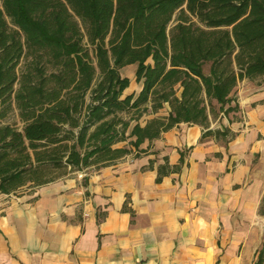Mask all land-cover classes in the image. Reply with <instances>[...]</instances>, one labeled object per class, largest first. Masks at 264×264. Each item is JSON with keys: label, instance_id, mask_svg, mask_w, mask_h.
Returning <instances> with one entry per match:
<instances>
[{"label": "trees", "instance_id": "obj_1", "mask_svg": "<svg viewBox=\"0 0 264 264\" xmlns=\"http://www.w3.org/2000/svg\"><path fill=\"white\" fill-rule=\"evenodd\" d=\"M132 63L141 87L126 93ZM260 77L264 0H0V192L206 125L237 109L238 81Z\"/></svg>", "mask_w": 264, "mask_h": 264}, {"label": "crops", "instance_id": "obj_2", "mask_svg": "<svg viewBox=\"0 0 264 264\" xmlns=\"http://www.w3.org/2000/svg\"><path fill=\"white\" fill-rule=\"evenodd\" d=\"M123 67L137 92L136 64ZM235 96L206 125L181 121L108 163L0 192V264H255L264 80L241 79Z\"/></svg>", "mask_w": 264, "mask_h": 264}, {"label": "rangeland", "instance_id": "obj_3", "mask_svg": "<svg viewBox=\"0 0 264 264\" xmlns=\"http://www.w3.org/2000/svg\"><path fill=\"white\" fill-rule=\"evenodd\" d=\"M119 71H120V73H121L122 75H123L124 73H126V74H130L129 76H131V77L133 76V73H132V72L130 73V71H129L128 69H125V70H124V67H121V69H119ZM260 79H263V80H264L263 77H260ZM131 88H133L134 90L137 89V86L135 85V83H132ZM4 121L15 122L16 125H20V124H21V122L19 121L18 117L16 116V112H12V113H10V114L8 115V117H6V118L4 119Z\"/></svg>", "mask_w": 264, "mask_h": 264}]
</instances>
